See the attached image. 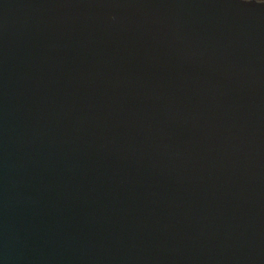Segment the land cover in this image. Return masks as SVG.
Returning <instances> with one entry per match:
<instances>
[{"label":"water","instance_id":"obj_1","mask_svg":"<svg viewBox=\"0 0 264 264\" xmlns=\"http://www.w3.org/2000/svg\"><path fill=\"white\" fill-rule=\"evenodd\" d=\"M0 264H264V0H0Z\"/></svg>","mask_w":264,"mask_h":264},{"label":"clouds","instance_id":"obj_2","mask_svg":"<svg viewBox=\"0 0 264 264\" xmlns=\"http://www.w3.org/2000/svg\"><path fill=\"white\" fill-rule=\"evenodd\" d=\"M258 2H261V0H258Z\"/></svg>","mask_w":264,"mask_h":264}]
</instances>
